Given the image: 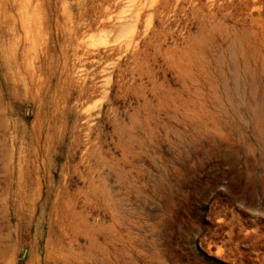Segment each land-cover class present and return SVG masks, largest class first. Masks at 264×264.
Listing matches in <instances>:
<instances>
[{
	"label": "rangeland",
	"instance_id": "obj_1",
	"mask_svg": "<svg viewBox=\"0 0 264 264\" xmlns=\"http://www.w3.org/2000/svg\"><path fill=\"white\" fill-rule=\"evenodd\" d=\"M0 264H264V0H0Z\"/></svg>",
	"mask_w": 264,
	"mask_h": 264
},
{
	"label": "bare ground",
	"instance_id": "obj_2",
	"mask_svg": "<svg viewBox=\"0 0 264 264\" xmlns=\"http://www.w3.org/2000/svg\"><path fill=\"white\" fill-rule=\"evenodd\" d=\"M26 60V59H25ZM33 64V63H32ZM30 71H31V69H30ZM35 72V71H34ZM29 74V73H28ZM35 77V76H34Z\"/></svg>",
	"mask_w": 264,
	"mask_h": 264
}]
</instances>
